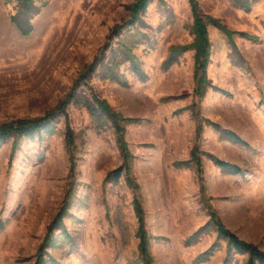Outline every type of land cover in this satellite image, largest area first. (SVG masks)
Segmentation results:
<instances>
[{
  "label": "rangeland",
  "instance_id": "obj_1",
  "mask_svg": "<svg viewBox=\"0 0 264 264\" xmlns=\"http://www.w3.org/2000/svg\"><path fill=\"white\" fill-rule=\"evenodd\" d=\"M136 1L38 0L45 6L32 20L33 31L23 35L11 19L18 1L0 0V124L54 110L102 54L77 92L106 100L124 118L141 119L122 122L133 157L118 181L110 173L125 159L114 125L97 127L89 111L73 103L53 135L23 139L14 153L12 139L3 144L0 264H36L50 224L68 202L65 230H54L46 264H145L135 201L144 210L151 264H248V254L220 236V224L264 250V0L249 10L234 0H198L235 32L243 57L239 65L230 37L209 27L207 74L219 89L210 87L204 97L195 94L194 50L162 69L172 47L194 40L189 0H150L141 22L125 24ZM128 47L148 80L128 61L119 67L125 84L103 78L102 65L115 53L122 59ZM220 129L247 144L223 139ZM209 154L243 172L223 171ZM211 248L209 260H197Z\"/></svg>",
  "mask_w": 264,
  "mask_h": 264
},
{
  "label": "trees",
  "instance_id": "obj_2",
  "mask_svg": "<svg viewBox=\"0 0 264 264\" xmlns=\"http://www.w3.org/2000/svg\"><path fill=\"white\" fill-rule=\"evenodd\" d=\"M17 12L12 15L11 19L16 24L17 28L23 35H29L33 31V18L38 15L45 4H37L38 0H17ZM235 4L249 10L251 8L252 2L256 0H234ZM150 0H137L131 7V20L125 24L134 25L137 22H141V15L144 16L146 12ZM189 3L192 8L194 21H193V34L194 40L190 44L186 45H178L171 48L167 58L162 63V69L168 70L174 64L179 61V58L188 50L195 51V78L197 81V85L195 88V94L200 97H204L208 89L211 87L214 90H218L219 87L213 85L211 80L208 78L207 68L210 62V56L212 52V41L209 34V27L215 26L220 29L222 32L226 33L234 45V55L240 61L238 64H241L243 61V57L241 53L237 50V47L234 44V35L235 32L230 30L226 24H224L220 19L215 18L209 14H206L198 0H189ZM125 24L117 25L112 34L110 35V39L119 34V31L125 26ZM241 36L257 41L258 37L254 35H250L246 32H241ZM108 47V45L106 46ZM123 50V49H122ZM122 59L118 57V53H115L112 57L109 58V61L102 65V77L106 79L115 80L118 82L126 83L122 74L119 71V67L124 62L128 61L131 65V68L134 74L142 81L148 80V74L143 68V63L140 59L133 53V48L128 47L123 51ZM103 57V54H102ZM102 57L96 58V61L92 65L89 66L88 70L79 78V80L74 85L71 92L68 94L67 98L62 101L54 110L47 112L45 115L32 118V119H17L11 122L0 124V148L6 143L8 140H13V153L17 150L19 143L23 139H31L42 138L44 135H53L57 130V122L59 117L65 116L67 117V105L69 103H73L78 106L85 107L91 116L95 119L97 123V127H102L108 122H112L115 127L116 133L119 135L118 144L123 153L125 159V165L121 166L110 173L113 178V181L120 180L123 172L126 170L128 173L130 172V162L133 157V154L129 150V147L124 138L125 126L123 123H139L141 122L140 118H124L120 116L119 113L113 110L110 104L96 95L91 98L77 92V88L80 86V83L84 81L89 75H91L97 67L99 66V62L102 60ZM99 61V62H97ZM103 62V60H102ZM123 122V123H122ZM221 136L223 139H226L235 144H247L237 133L231 130L220 129ZM66 139L69 145L74 144V133L73 130L67 125L66 129ZM215 164L221 168L223 171L231 174H241L243 169L231 162L222 160L213 155H208ZM193 159L197 162L198 168L200 170V159L197 155V151L193 152ZM186 162L180 163V165H184ZM128 168V170H127ZM129 177V176H128ZM135 211L138 216L140 222V228L138 231V236L140 238L139 249L142 257L145 260V264H151L152 259L149 254V235L145 230L144 225V210L141 204L138 201L134 202ZM69 208V202L65 203L63 207L60 209L58 215L50 224L48 229V234L44 240V243L41 246L36 264H46L47 260L45 258L47 254V248L52 245L54 242L53 233L54 230L58 227H62L65 230L63 218L67 214ZM198 234H194L191 239H189L188 244L192 243V239ZM219 234L224 239H227L229 246L231 249L235 250L237 253L248 254L249 261L248 264H264V250H262L258 245L247 242L237 236L234 232L227 229L224 225H219ZM161 239L162 237H158ZM213 253V248L207 250L206 252L200 254L197 257V260L200 262H204L210 259Z\"/></svg>",
  "mask_w": 264,
  "mask_h": 264
}]
</instances>
